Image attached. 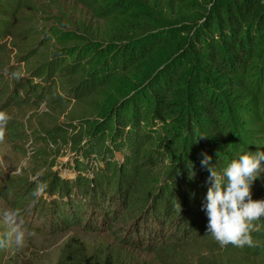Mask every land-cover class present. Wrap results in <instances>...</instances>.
I'll return each mask as SVG.
<instances>
[{"label": "trees", "instance_id": "16d2710c", "mask_svg": "<svg viewBox=\"0 0 264 264\" xmlns=\"http://www.w3.org/2000/svg\"><path fill=\"white\" fill-rule=\"evenodd\" d=\"M89 1L98 4L104 17L133 12L124 0ZM26 2L0 0V55L10 38L12 18ZM208 3L200 24L104 47L85 42L76 52L15 80L9 105L60 106L101 100L115 90L124 96L102 121L92 122L83 145L75 142L73 160L66 166L71 178L51 173L37 195L36 185L3 180L0 170V188L18 213L54 234L83 227L86 218L85 226L93 230L98 219L105 221V213L111 219L132 215L139 220L136 212L142 210L143 233L138 235L132 225L134 237L130 232L124 238L135 246L146 237L144 248L150 251L174 236L178 243L201 236L210 186L209 173L200 164L203 155L211 156L220 172L242 154L264 151V0ZM12 29L15 35L18 27ZM14 70L12 65L6 75ZM4 81L0 79V87ZM19 90H25L23 102ZM11 126L18 124H7ZM45 133L56 144L61 129ZM113 201L119 209L112 212ZM69 258L58 264H121L82 251Z\"/></svg>", "mask_w": 264, "mask_h": 264}, {"label": "rangeland", "instance_id": "374dc122", "mask_svg": "<svg viewBox=\"0 0 264 264\" xmlns=\"http://www.w3.org/2000/svg\"><path fill=\"white\" fill-rule=\"evenodd\" d=\"M124 2L133 12L112 17H104L98 4L89 0H27L16 11L12 28L18 27V30L15 35L12 28L9 30L10 38L0 55V79H5L0 87V113L8 118L6 123L0 124L3 180L7 178L17 181V184L30 182L37 186L38 195L41 194V181L51 173L71 178L72 172L66 166L73 160L76 143L80 140V146L83 145L92 122L102 121L101 116L108 115L109 108L124 97L115 90L101 100H72L60 106L16 102L9 105L15 97V80L29 74L31 69L51 65L58 56L76 52L77 47L85 42L99 43L104 47L131 38L162 35L164 31H173V28L188 23L200 24L201 15L209 6V0ZM20 58L24 59L16 65ZM68 61L72 62V58ZM12 65L16 70L12 75H6ZM17 93L23 102L25 90ZM11 122L18 126L7 127ZM70 127L75 130H70ZM48 128L61 129L56 144L48 142L45 133ZM17 131L20 133L15 134ZM2 190L0 188V264H58L81 251L95 259H109L121 264H264V217L253 221L250 232L252 246H221L211 234L206 233L207 221L203 219L201 236L197 239L178 243L175 242L176 236L170 242L166 238L161 247L150 251L144 248L146 237L135 246L131 245L132 239L126 241L124 238L130 235L132 225L136 226L134 231L137 230L138 235L143 233L142 210L139 211L141 213L136 212L139 220L132 215L111 219L110 214L105 213V221L101 223L98 219L93 230L85 226L89 223L86 218L83 227L46 234L36 227L39 226L36 219L18 213L13 201L8 202ZM252 198L264 199V173L252 185ZM116 203H111L115 204L112 212L119 205ZM131 236L134 237L133 231ZM154 244L159 246L160 242Z\"/></svg>", "mask_w": 264, "mask_h": 264}, {"label": "clouds", "instance_id": "9594fccd", "mask_svg": "<svg viewBox=\"0 0 264 264\" xmlns=\"http://www.w3.org/2000/svg\"><path fill=\"white\" fill-rule=\"evenodd\" d=\"M0 113V124L7 122ZM212 157L204 154L200 164L209 175L203 210L207 217L206 233L221 245L252 246L250 235L253 221L264 217V199L252 198V185L264 173V151L240 155L220 172L211 163ZM189 178L194 172L189 168Z\"/></svg>", "mask_w": 264, "mask_h": 264}]
</instances>
